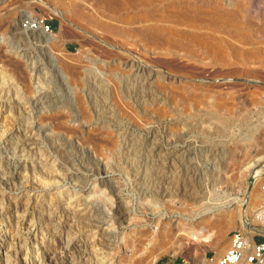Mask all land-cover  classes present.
Returning <instances> with one entry per match:
<instances>
[{"label":"rangeland","instance_id":"1","mask_svg":"<svg viewBox=\"0 0 264 264\" xmlns=\"http://www.w3.org/2000/svg\"><path fill=\"white\" fill-rule=\"evenodd\" d=\"M41 1L66 20L34 0H0V193L23 188L34 215L54 212L67 226L49 229L42 241L63 231L64 243L70 213L84 207L104 224L95 241L116 253L111 264H143L156 251L152 264H212L234 231L245 234L241 222L261 231L253 241H264L262 205L245 204L252 176L264 170V0H149L115 10L97 0ZM218 12L236 19L216 22ZM34 18L61 39L55 65L37 32L20 29ZM65 63L88 71L83 79L92 86L64 81L56 65L64 72ZM86 89H98L97 102ZM75 96H85L86 109L71 104ZM237 205L241 216L232 211ZM118 208L136 220L118 226ZM205 208L212 210L198 215ZM156 223L171 228L168 238L156 231L147 239ZM77 230L92 238L86 227ZM54 239L52 256L62 247ZM21 258L10 252L11 264Z\"/></svg>","mask_w":264,"mask_h":264},{"label":"bare ground","instance_id":"2","mask_svg":"<svg viewBox=\"0 0 264 264\" xmlns=\"http://www.w3.org/2000/svg\"><path fill=\"white\" fill-rule=\"evenodd\" d=\"M36 3L42 5L43 7H45L49 12L50 15H52L53 17H57L59 19H65V11H63L62 9L56 8L55 6H49L48 4L44 3L41 0H34ZM76 1V0H75ZM94 1V0H92ZM139 1H149V0H97L96 3H98V5L101 6H105L108 9L111 10H115V9H120L123 8L131 3H135V2H139ZM201 1V0H198ZM95 2V1H94ZM67 3V2H66ZM69 3V2H68ZM94 5V3H92ZM91 4V5H92ZM206 4V3H205ZM93 7V6H92ZM91 8V7H90ZM94 8V7H93ZM190 10V9H189ZM91 11V10H90ZM94 11V10H93ZM179 16L181 14V11H178ZM188 12V11H187ZM210 12V11H209ZM212 12V11H211ZM210 12V13H211ZM189 13V12H188ZM213 13V12H212ZM216 13V11H215ZM234 13V12H233ZM231 13H223V12H218L215 16V21L216 22H224L228 25H232V23L235 21V15ZM237 13V12H236ZM92 14V13H91ZM190 14V13H189ZM199 14V13H197ZM214 14V13H213ZM239 14V13H238ZM152 15V14H151ZM150 15V16H151ZM186 16V15H185ZM189 16V15H188ZM96 17V16H95ZM178 17V16H177ZM94 18V17H93ZM103 18V16H102ZM139 18V17H138ZM137 18V19H138ZM179 18V17H178ZM186 18V17H185ZM190 18V17H189ZM188 18V19H189ZM197 18V17H195ZM106 19V18H105ZM191 19V18H190ZM189 19V20H190ZM194 19V18H193ZM191 19V20H193ZM213 19V18H212ZM106 21V20H105ZM150 21V20H149ZM213 21V20H212ZM108 22V21H107ZM121 22V21H120ZM137 22V21H136ZM167 22V21H165ZM175 22V21H174ZM179 22V21H178ZM215 22V23H216ZM116 23V22H113ZM168 23V22H167ZM118 24V23H116ZM115 24V25H116ZM182 24V23H181ZM218 24V23H217ZM192 25V24H191ZM216 26V25H215ZM134 27V26H133ZM132 29H137V28H133ZM127 28V27H126ZM128 29V28H127ZM130 29V31L132 30ZM132 30V32H133ZM175 30V29H174ZM181 30V29H180ZM184 30V29H183ZM137 31V30H136ZM143 33L148 36V37H157L159 38L161 34L158 33V31H155L154 28H145L144 30L142 29ZM135 32V31H134ZM187 32V31H186ZM190 32V31H189ZM187 32V33H189ZM36 33V32H35ZM135 35V34H134ZM140 35V33L138 34ZM136 33V36H138ZM142 35V33H141ZM190 35V34H189ZM37 38L41 41L44 42V46L43 49L46 48L48 50H51V54H47L48 58L50 61H52L54 59L55 56V52L57 51V46L59 45V43L61 42L60 37L58 36H53L52 34H47L44 33L43 31H37ZM188 36V35H187ZM143 37V36H142ZM147 37V38H148ZM140 39V37H139ZM142 39V38H141ZM144 39V38H143ZM152 39V38H149ZM161 39V38H159ZM155 40V38H154ZM167 40V39H166ZM199 40H203V39H199ZM207 40V39H206ZM149 41V40H148ZM157 41V40H156ZM139 42H142V40H140ZM150 42V41H149ZM160 42V40H159ZM63 43V42H62ZM165 43V42H164ZM163 43V44H164ZM149 44V43H148ZM151 44V43H150ZM161 45V44H160ZM173 44H171L172 46ZM175 45V44H174ZM147 49V48H146ZM157 49V48H156ZM173 50V49H172ZM156 51V50H155ZM45 52V51H44ZM58 56V55H56ZM136 56V55H135ZM60 58V57H59ZM136 58H138L136 56ZM122 59V58H121ZM141 59V58H140ZM62 61V60H61ZM144 61V60H143ZM142 61V62H143ZM55 61H52V63H54ZM73 62V60H72ZM82 62V61H81ZM80 62V63H81ZM57 64V63H56ZM135 64V63H134ZM144 64H146V62H144ZM55 65V63H54ZM82 66V65H81ZM174 67V66H173ZM63 70L64 72H66L67 76L64 74L63 71L60 70V68H58V66L56 65V69H57V74L62 75L63 80L66 82L68 80H70V82H74L77 83L78 81H81L84 77V75L87 77L90 73H85L82 71L81 67L79 66V64H74V65H70V64H63ZM180 68V67H178ZM20 69V68H19ZM15 70V69H13ZM17 70V69H16ZM18 71V70H17ZM22 71V70H21ZM158 71V70H157ZM142 72V71H141ZM150 72V71H148ZM164 72V71H163ZM166 72V71H165ZM23 73V71H22ZM21 73V74H22ZM132 73V72H131ZM151 73V72H150ZM167 73V72H166ZM16 74V73H15ZM19 75H21L18 72ZM129 75V74H128ZM141 75V74H140ZM173 75V74H172ZM24 76V75H23ZM131 76V75H130ZM19 77V76H18ZM21 77V76H20ZM26 77V76H25ZM180 77V76H178ZM24 78V77H23ZM137 78V77H136ZM175 78V77H174ZM54 79V78H53ZM87 79V78H86ZM181 79V78H180ZM26 80V79H25ZM144 81V80H143ZM179 81V80H178ZM200 81V80H199ZM69 82V81H68ZM85 83V81H84ZM141 83V82H140ZM138 83V84H140ZM148 83V82H147ZM86 86L91 87L93 82L91 81L90 83L86 82L85 83ZM97 84V83H96ZM142 85V84H141ZM140 87V86H138ZM146 87V86H145ZM71 90V89H70ZM81 90V89H80ZM98 89H86V91L89 93L90 95V102H97V98L94 96L98 91ZM64 91V90H63ZM85 91V90H84ZM81 92V91H79ZM100 92V91H99ZM86 94V93H85ZM122 95H125V90L123 89L121 92ZM115 96V95H114ZM76 97V96H75ZM71 97L69 100L71 101V104L73 102H75L76 104H82L84 106V101H85V96H77L76 98ZM87 97V96H86ZM124 98V97H123ZM56 99V98H55ZM68 99V98H65ZM116 99V98H115ZM139 99V98H138ZM144 99V98H143ZM88 100V99H87ZM120 100L122 101V98H120ZM147 100V99H146ZM145 100V101H146ZM66 101V100H65ZM60 102V101H59ZM18 103V102H17ZM69 103V102H68ZM18 105V104H17ZM83 108V107H82ZM84 108L86 109V106H84ZM84 116V115H83ZM99 117V116H97ZM42 118V117H41ZM85 118H91V116L86 113L85 114ZM9 122V121H8ZM7 127V126H6ZM65 128V127H64ZM69 129V128H68ZM75 131V130H74ZM17 132V131H16ZM70 132V131H69ZM5 133V132H4ZM62 134V133H61ZM6 136V134H5ZM3 136V137H5ZM124 136V135H123ZM90 137V136H89ZM126 138V137H125ZM87 138V141L92 143V146L94 147V142H95V138L92 139L94 140V142L92 141L91 137ZM98 139V138H97ZM24 140V139H23ZM99 140V139H98ZM134 141L133 145H134V150L140 146L139 141L137 139H132ZM31 141V140H30ZM84 141V140H83ZM84 141V142H87ZM97 141V140H96ZM101 141V140H100ZM125 141V140H124ZM10 142V141H9ZM24 142V141H23ZM105 142V141H104ZM26 143V142H25ZM122 143V142H121ZM29 144V142H28ZM72 144V143H71ZM131 144V143H130ZM14 145V144H13ZM31 143L28 145L30 146ZM107 145V143H106ZM123 145V144H121ZM67 146V145H66ZM23 148V147H22ZM29 148V147H28ZM75 148V147H74ZM77 149V148H76ZM32 150V149H31ZM60 150V149H59ZM120 150V149H119ZM33 151V150H32ZM86 152L91 156L94 157V153L90 152L89 150H86ZM64 153V152H63ZM87 154V155H88ZM89 156V158H90ZM87 157V156H86ZM85 157V158H86ZM262 157V156H261ZM259 158V157H258ZM88 159V158H87ZM92 159V158H91ZM22 160V159H21ZM71 160V159H70ZM89 160V159H88ZM94 160V158H93ZM92 162V161H90ZM94 162V161H93ZM98 162V161H97ZM63 163V162H62ZM36 164V163H35ZM61 164V163H60ZM82 164V163H81ZM36 166V165H35ZM39 167V166H38ZM29 168V167H28ZM57 168V167H56ZM59 168V167H58ZM15 169L17 174H19V176L22 175V172H26V165L25 163H23L22 161H17V163L15 164ZM14 170V169H12ZM40 170V169H39ZM61 170V169H60ZM30 171V170H29ZM42 171V170H41ZM66 171V170H65ZM28 172V171H27ZM44 172V170L42 171ZM62 172V171H61ZM29 173V172H28ZM56 173V172H55ZM43 174V173H42ZM41 174V175H42ZM31 175V174H30ZM75 175V174H74ZM33 176V175H32ZM58 176V175H57ZM56 176V177H57ZM67 176V175H66ZM23 179H25L27 181V176H21ZM31 177V176H30ZM48 177V176H47ZM65 177V176H64ZM103 177V176H102ZM105 177V176H104ZM51 178V177H50ZM58 178V177H57ZM17 180V179H16ZM48 180V179H47ZM264 180V170L261 171H257L254 173V175L252 176V184H249V186L246 189V194H247V201H245V204H260L262 206H260V210H259V214L258 215H262V213H264V192H262L260 190L257 189V186L261 185V181ZM18 181V180H17ZM183 181V180H182ZM7 182V181H6ZM31 186H36L37 185V181L36 180H31L29 181ZM5 184V183H4ZM46 184V183H45ZM83 184V183H82ZM21 185V184H20ZM6 186V185H5ZM70 186V185H69ZM101 186V185H100ZM3 188V187H2ZM14 188V187H13ZM5 189V188H4ZM9 189V188H8ZM4 191L0 193V264H11L10 263V252L14 251L15 253L20 254V256H22L21 261L19 264H111L109 263L112 258L114 257V253L112 252V250L110 249H106L103 245V241H101V239H97V241H95V238L100 236V238H104V234L101 235V233H99L100 229L102 228V226L104 224H102L103 222H99L97 221V219H92L89 215V210L88 208L84 207L82 209H76L73 210L71 214V221L72 223L68 224V228L69 231L66 230L67 232V237H66V241L63 243V241H61L62 236H63V231H59V233L55 235V233L51 234L50 238H46L45 241L43 242V236L45 234V232L50 231L49 229H55L57 230L58 227L63 228L66 225L62 224L61 226H59V223H56V218L55 215H53V213H49V212H45L44 210L39 211L36 215L33 214V212L29 209V202H30V198L28 197L27 194H25V192L23 191V188H15V189H11ZM27 189V187L25 188ZM29 189V186H28ZM38 189V188H37ZM30 190V189H29ZM32 190V189H31ZM185 190V189H184ZM2 191V189L0 190ZM30 192V191H28ZM37 192V191H36ZM33 195V194H32ZM179 197V196H178ZM77 200V199H76ZM33 202V201H32ZM116 202V201H115ZM31 203V202H30ZM65 203V202H64ZM53 204V203H52ZM59 204V202H58ZM244 202L241 203V205H243ZM83 205V204H82ZM75 206V205H74ZM119 206V205H118ZM250 206V205H249ZM37 207V206H36ZM92 207V205H91ZM94 207V206H93ZM123 207V206H122ZM247 207V206H246ZM254 207V206H253ZM60 208V207H59ZM63 208V207H61ZM79 208V207H77ZM39 209V208H38ZM50 209V208H48ZM96 209V208H95ZM115 209V208H114ZM36 210V208H35ZM146 210V209H145ZM211 208H205L202 213L198 214V215H202V214H207L211 212ZM62 211V210H61ZM82 212L83 214H85V217L82 215V217L84 219H82V222L79 221V212ZM103 211V210H102ZM134 211V210H133ZM132 211V212H133ZM232 211H236L239 215L240 211V206L237 205L236 207L233 208ZM80 212V213H81ZM113 212V211H112ZM129 211H120L119 208L114 212V217H115V222L116 224L119 226L123 223H130L136 220L135 217L133 216H128L127 213ZM69 213V212H68ZM96 213V212H95ZM136 214V213H135ZM105 215V214H104ZM58 216V215H57ZM197 216V215H196ZM241 216V215H239ZM60 217V216H58ZM65 217V216H64ZM193 217V216H192ZM62 218V217H61ZM67 219V217H66ZM110 219V217H109ZM68 220V219H67ZM70 221V220H69ZM103 221V220H102ZM156 227L155 230H153L152 232H149V235H147V239L151 240V238L154 236V232H156L155 234H157V236L159 235L160 237H163L164 239L168 238L171 234V228H164V224H159L156 223ZM79 226H84L87 228V231L89 233H91V239H88V237H90L88 234L86 235H81L78 232V227ZM123 226V225H122ZM219 226V225H218ZM67 227V226H66ZM241 227L244 229L245 234H249V236H247L248 240L250 242H252V236L254 234L257 233H261V231L257 230L254 227H249L247 226V224L245 222H241ZM67 228V229H68ZM118 228V227H117ZM129 228V227H128ZM201 228V227H200ZM121 229V227H120ZM126 229V228H125ZM65 230V228H64ZM103 232L105 233L106 231L104 229H102ZM58 232V231H57ZM50 233V232H49ZM220 233V232H219ZM66 234V233H65ZM107 235V234H106ZM112 235V234H111ZM222 235V234H221ZM52 236H54V238L56 237L57 241L56 243L58 244V246H62L59 248L58 252H54V255H48V250H50V246L55 247L54 245H56L55 243L53 244V242L55 241L54 238H52ZM96 236V237H95ZM116 236V235H115ZM49 237V236H48ZM115 238V237H114ZM139 238V237H137ZM52 240V243H51ZM112 240V238H111ZM117 241V240H115ZM139 241V240H138ZM113 242V241H111ZM134 242V241H133ZM109 243V242H108ZM148 245V243L146 244ZM107 246V245H106ZM116 246V244H115ZM112 248V247H111ZM120 248V247H119ZM55 250V249H54ZM53 251V250H52ZM133 251V250H132ZM161 251H156L151 253V255L148 256V258H146L143 261V264H152L154 259H157V256L160 255ZM14 254V253H13ZM53 254V253H52ZM116 255V253H115ZM221 256L218 255V258ZM15 257V254H14ZM116 257V256H115ZM114 259V258H113ZM126 261V260H125ZM15 262V261H14ZM19 262V261H18ZM120 264H129L127 262H121ZM238 264H248L247 262H245V260H241ZM259 264H264V257L261 258V260L259 261Z\"/></svg>","mask_w":264,"mask_h":264},{"label":"built area","instance_id":"3","mask_svg":"<svg viewBox=\"0 0 264 264\" xmlns=\"http://www.w3.org/2000/svg\"><path fill=\"white\" fill-rule=\"evenodd\" d=\"M20 29L27 32L43 31L51 33L49 25L42 19H24L20 22ZM264 192V185L261 186ZM264 257V241L250 242L247 236L241 231H234L231 235L229 248L216 261L211 259L212 264H238L245 260L248 264H257Z\"/></svg>","mask_w":264,"mask_h":264},{"label":"trees","instance_id":"4","mask_svg":"<svg viewBox=\"0 0 264 264\" xmlns=\"http://www.w3.org/2000/svg\"><path fill=\"white\" fill-rule=\"evenodd\" d=\"M257 241H259V242H260V241H262V239H258ZM157 264H162V263H161V262H159V263H157Z\"/></svg>","mask_w":264,"mask_h":264}]
</instances>
